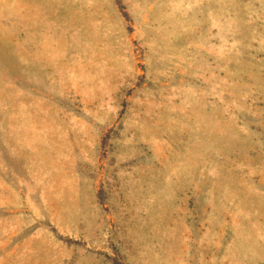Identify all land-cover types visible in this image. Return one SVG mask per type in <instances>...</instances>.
I'll return each instance as SVG.
<instances>
[{
  "label": "rangeland",
  "instance_id": "rangeland-1",
  "mask_svg": "<svg viewBox=\"0 0 264 264\" xmlns=\"http://www.w3.org/2000/svg\"><path fill=\"white\" fill-rule=\"evenodd\" d=\"M0 264H264V0H0Z\"/></svg>",
  "mask_w": 264,
  "mask_h": 264
},
{
  "label": "bare ground",
  "instance_id": "bare-ground-1",
  "mask_svg": "<svg viewBox=\"0 0 264 264\" xmlns=\"http://www.w3.org/2000/svg\"><path fill=\"white\" fill-rule=\"evenodd\" d=\"M38 118V117H37ZM27 132V131H26ZM37 145V144H36ZM23 151V150H22ZM26 152V151H25ZM51 169V168H50ZM38 170V169H37ZM37 173V172H36ZM58 173V172H57ZM37 184V183H36Z\"/></svg>",
  "mask_w": 264,
  "mask_h": 264
}]
</instances>
